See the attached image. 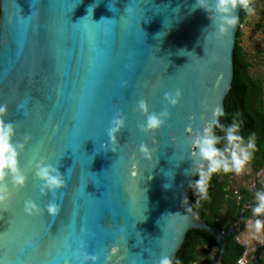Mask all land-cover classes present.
Masks as SVG:
<instances>
[{
    "label": "water",
    "instance_id": "obj_1",
    "mask_svg": "<svg viewBox=\"0 0 264 264\" xmlns=\"http://www.w3.org/2000/svg\"><path fill=\"white\" fill-rule=\"evenodd\" d=\"M194 4L0 0V106L16 126L14 142L25 145L20 165L27 177L20 190L9 179L11 198L0 205V264H80L84 251L99 264H157L162 255L173 261L193 229L216 245L210 264H222L243 210L224 231L194 213L191 140L217 109V119L224 116L241 24L239 18L220 35ZM177 89L182 98L172 107L165 93ZM141 99L150 112H170L161 130L140 131ZM118 113L126 128L114 153L107 130ZM40 162L65 174L67 187L55 197L35 178ZM27 200L42 213L27 215ZM50 202L61 206L55 218L46 210Z\"/></svg>",
    "mask_w": 264,
    "mask_h": 264
},
{
    "label": "clouds",
    "instance_id": "obj_2",
    "mask_svg": "<svg viewBox=\"0 0 264 264\" xmlns=\"http://www.w3.org/2000/svg\"><path fill=\"white\" fill-rule=\"evenodd\" d=\"M196 9H202L208 13L209 19L217 26L220 35H226L235 29L239 21L238 10L243 9L248 15H255L254 0H195L193 10ZM123 86L127 87V83ZM181 98L182 92L179 89L176 90L175 94L165 93V100L172 107H176ZM138 108L146 117V122L139 126L140 131L145 134L161 130L170 118V112L167 109L159 114L150 112L147 101L143 99L139 101ZM220 115H222V112L217 109L213 114V119L208 122L202 131L194 133L191 140L194 149L192 156L195 161V167L191 169V172L195 173L198 179L192 181L190 187L202 197L207 196L208 184L214 174L221 172L226 174L232 172L236 174L243 173L251 163L256 150L254 136L245 141L244 137L240 135L239 123L234 119L230 126L225 127L217 119ZM7 116V106H0V205L6 204L11 198L9 179L12 187L16 190L24 188L27 184V177L20 165V155L24 151L25 145L14 142L16 126L12 122H6ZM125 128L126 119L123 113H118L112 119L107 130L112 152L114 153L119 145L118 135ZM215 128H219L225 134L222 148L218 147L221 144V138L215 134ZM25 139L27 140L29 137ZM139 152L146 159H151V151L146 144L139 146ZM186 174H188L187 171ZM35 178L42 182V191L51 192L53 197L58 191L67 187L65 174L61 173L57 166L48 162H40L36 165ZM165 187L169 188L171 185H165ZM256 200L257 204L252 209L253 216H264V192H257ZM46 210L51 217L55 218L60 214L61 206L58 203L50 202L47 204ZM42 211L41 207L34 201H25L24 212L27 215H38ZM254 227L259 233L264 229V220L256 219ZM77 260L80 261V264H86L88 261H91L92 264H99V256L89 255L86 251L77 253ZM157 264H173V262L169 256L162 255Z\"/></svg>",
    "mask_w": 264,
    "mask_h": 264
},
{
    "label": "trees",
    "instance_id": "obj_3",
    "mask_svg": "<svg viewBox=\"0 0 264 264\" xmlns=\"http://www.w3.org/2000/svg\"><path fill=\"white\" fill-rule=\"evenodd\" d=\"M248 14L243 9L240 11V24L244 22ZM240 29L236 32L235 48L233 50V79L231 88L224 99V116L219 117V123L225 127L230 126L235 119L240 125V135L247 141L254 136L256 150L251 161L252 169L257 171L264 165V107L261 99L262 86L258 81L253 80L248 75L249 64L245 61L242 47L240 46ZM215 134L224 136L219 128H215ZM224 146V138L218 147ZM226 173L214 174L208 184L207 196L202 197L192 188L191 205L194 213L207 224L222 231L229 225L236 222L239 213L243 211L241 227L248 218L264 219V216H253L252 209L256 206V193L264 192L259 185L253 190L240 189L238 201L233 203L231 192L227 189ZM198 179L194 177L193 181ZM237 197V196H236ZM227 206L228 213L233 215L230 223L224 224L219 221L222 215L223 205ZM247 206V209L245 208ZM236 233L233 232L227 240L226 249L222 256V264H238L237 261L243 254V247L235 242ZM216 247L213 239L206 233L199 230H190L186 234L185 240L176 253L173 264H195L197 261V250L200 247ZM264 248V245L262 246ZM211 259V258H210ZM211 263V261H210ZM257 264H263L261 259Z\"/></svg>",
    "mask_w": 264,
    "mask_h": 264
},
{
    "label": "rangeland",
    "instance_id": "obj_4",
    "mask_svg": "<svg viewBox=\"0 0 264 264\" xmlns=\"http://www.w3.org/2000/svg\"><path fill=\"white\" fill-rule=\"evenodd\" d=\"M254 7L255 15H248L239 27L241 33L240 46L244 59L249 64L248 75L261 83V99L264 107V0H254ZM227 174V189L231 192L230 200L233 203L238 201L236 193L240 189L251 191L257 185L261 189L264 188V165L255 171L250 163L241 174L235 172ZM221 213L219 221L224 224L232 221L233 215L228 213L226 204L223 205ZM255 220L254 218L246 219L242 227L235 231V242L244 249L238 264H252L254 255L264 245V229L258 233L254 227ZM215 251L216 247L198 248L195 264H210V258ZM258 259H261L264 264V252L258 256Z\"/></svg>",
    "mask_w": 264,
    "mask_h": 264
},
{
    "label": "flooded vegetation",
    "instance_id": "obj_5",
    "mask_svg": "<svg viewBox=\"0 0 264 264\" xmlns=\"http://www.w3.org/2000/svg\"><path fill=\"white\" fill-rule=\"evenodd\" d=\"M245 208L247 209V206H245ZM243 211H244V210H243ZM229 237H230V236H229ZM229 237H228V238H229ZM228 238H227V240H228ZM226 243H227V242H226ZM239 260H240V259H239ZM239 260H238V261H239ZM238 261H237V262H238Z\"/></svg>",
    "mask_w": 264,
    "mask_h": 264
}]
</instances>
